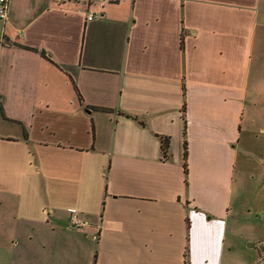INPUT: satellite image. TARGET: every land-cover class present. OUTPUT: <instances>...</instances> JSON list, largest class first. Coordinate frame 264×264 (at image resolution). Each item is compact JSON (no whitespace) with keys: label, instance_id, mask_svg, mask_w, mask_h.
Returning <instances> with one entry per match:
<instances>
[{"label":"crops","instance_id":"crops-1","mask_svg":"<svg viewBox=\"0 0 264 264\" xmlns=\"http://www.w3.org/2000/svg\"><path fill=\"white\" fill-rule=\"evenodd\" d=\"M260 104L264 0H8L3 264H231Z\"/></svg>","mask_w":264,"mask_h":264},{"label":"rangeland","instance_id":"rangeland-1","mask_svg":"<svg viewBox=\"0 0 264 264\" xmlns=\"http://www.w3.org/2000/svg\"><path fill=\"white\" fill-rule=\"evenodd\" d=\"M259 106L262 109L260 114H263L264 118V104ZM245 124H248V121H245ZM263 125L264 119H260L253 130L260 133ZM248 137L249 135H243V144L247 145L254 140L252 145L257 151H252L250 158L254 164L251 167L242 172V168L237 170L238 183L235 185L232 202V219L236 233L231 234V264H259L264 259V136L258 134V139L250 140ZM246 156L245 150L242 149L241 161ZM0 208H4V204L0 205ZM23 234L21 228L16 229L12 241L20 240ZM10 242L7 233L0 231V264H3L4 248Z\"/></svg>","mask_w":264,"mask_h":264},{"label":"built area","instance_id":"built-area-1","mask_svg":"<svg viewBox=\"0 0 264 264\" xmlns=\"http://www.w3.org/2000/svg\"><path fill=\"white\" fill-rule=\"evenodd\" d=\"M7 10H8V0H0V21H5L7 18ZM97 16L95 14H90L87 17V21H92ZM89 223L85 220L79 218L75 213H73L70 217V221L68 227L70 230L82 231L86 227H88ZM264 259L259 263L262 264Z\"/></svg>","mask_w":264,"mask_h":264},{"label":"trees","instance_id":"trees-1","mask_svg":"<svg viewBox=\"0 0 264 264\" xmlns=\"http://www.w3.org/2000/svg\"><path fill=\"white\" fill-rule=\"evenodd\" d=\"M79 98L81 99L80 96H79ZM168 149H169V139L164 138L161 141V152H162V154H163L164 157L167 156ZM183 160H184V163H183L184 173L187 174V162H186V160H187V148H186V141H184Z\"/></svg>","mask_w":264,"mask_h":264}]
</instances>
